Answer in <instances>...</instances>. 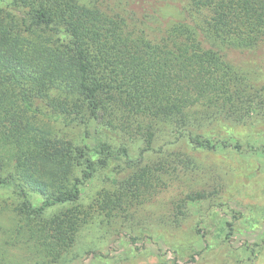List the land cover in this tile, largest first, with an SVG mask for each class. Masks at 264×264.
<instances>
[{
	"label": "trees",
	"instance_id": "16d2710c",
	"mask_svg": "<svg viewBox=\"0 0 264 264\" xmlns=\"http://www.w3.org/2000/svg\"><path fill=\"white\" fill-rule=\"evenodd\" d=\"M160 1L180 19L156 16ZM259 51L264 0H0V189L16 199L0 198V264L6 246L22 247L23 263L54 264L90 210L111 216L165 188L159 165L111 141L150 143L163 120L182 132L194 106L251 112L264 83H249L238 60L262 68ZM66 126L83 128L81 143ZM185 135L191 149L213 147ZM112 159L130 172L85 210L82 187ZM56 205L66 207L46 214Z\"/></svg>",
	"mask_w": 264,
	"mask_h": 264
},
{
	"label": "rangeland",
	"instance_id": "374dc122",
	"mask_svg": "<svg viewBox=\"0 0 264 264\" xmlns=\"http://www.w3.org/2000/svg\"><path fill=\"white\" fill-rule=\"evenodd\" d=\"M158 4L156 16L168 22L180 19L169 1ZM193 14L198 24L210 16L205 9ZM255 53V62L264 66V53ZM238 61L249 83H264V67ZM261 97L254 110L236 116L189 108L182 132L163 120L154 127L150 143L138 133L124 138L120 132L124 143L113 139L115 150L124 144L131 158L141 156L148 165H159L166 186L124 212L104 216L90 210L71 247L54 264H264V90ZM66 127L81 143L83 128ZM186 133L206 135L213 147L191 149ZM105 134L102 130L99 139L105 140ZM121 163L108 160L87 180L80 200L85 210L99 191L116 188L127 176L130 171ZM0 198L16 202L8 188L0 189ZM40 200L33 197L36 205ZM65 207L53 206L46 214ZM6 249V264H28L23 263L22 247Z\"/></svg>",
	"mask_w": 264,
	"mask_h": 264
}]
</instances>
